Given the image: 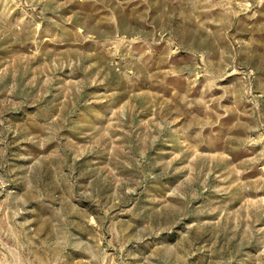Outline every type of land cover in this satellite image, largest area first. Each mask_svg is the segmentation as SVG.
I'll return each instance as SVG.
<instances>
[{
	"label": "rangeland",
	"instance_id": "1",
	"mask_svg": "<svg viewBox=\"0 0 264 264\" xmlns=\"http://www.w3.org/2000/svg\"><path fill=\"white\" fill-rule=\"evenodd\" d=\"M0 264H264V0H0Z\"/></svg>",
	"mask_w": 264,
	"mask_h": 264
}]
</instances>
